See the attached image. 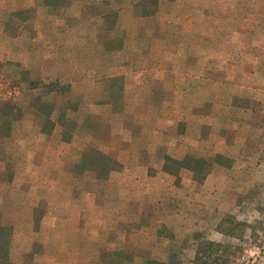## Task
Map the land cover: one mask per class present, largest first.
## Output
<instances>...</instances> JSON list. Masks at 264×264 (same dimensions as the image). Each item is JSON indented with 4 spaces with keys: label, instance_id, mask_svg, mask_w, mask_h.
Masks as SVG:
<instances>
[{
    "label": "crops",
    "instance_id": "obj_1",
    "mask_svg": "<svg viewBox=\"0 0 264 264\" xmlns=\"http://www.w3.org/2000/svg\"><path fill=\"white\" fill-rule=\"evenodd\" d=\"M124 4L115 9L110 0H0V33L11 43L9 54L0 52L4 64H14L26 73L39 71L41 67L43 73L71 74L68 83L72 89L84 87L73 77L78 78L82 73L101 74V87H105L106 79H117L118 89L125 94L120 101L111 100V106L124 105L122 111L115 107L109 115L94 111L75 113V121H69H74L71 132L62 129L60 134L61 138H72L79 130L76 123L81 120L99 119V129L105 123L110 145L104 153L116 154L121 167L111 171L104 183V199L100 200L99 194H85L89 208L85 207L84 200L74 205L77 219L72 227L61 220L70 216V210L52 209L51 203L43 210V223L36 229L30 225L19 228L15 225L13 229L0 225V231L8 228L10 233L4 243L0 238L1 249L7 252L9 248L7 255L0 254V264H211L209 254L203 256V261L195 262L200 242H214L212 246L224 249L227 239L236 237L219 227L223 219L232 215L253 218L259 214V202L264 201V49L258 48L260 44H253L250 64H243L241 60L236 65L232 85L241 91L232 93L228 103L234 114L237 113L228 120L233 130L227 123L224 130L212 128L211 132L210 128L202 132L201 126L196 132L200 142L218 140L214 156H220L221 160L213 164L202 183L194 180L191 171V178L183 180L184 169L177 177L164 172V158L183 160L187 152L182 146L189 143V137L196 131L190 122H204L210 119V114L204 111L193 114L187 105L180 109L177 101L168 105L167 96L154 91L157 85L162 83L163 88L168 84L163 80L159 64L136 66L139 80L127 79L132 70L119 58H127L132 49H137L129 47L128 35H136L132 38L137 40L140 51L134 52L135 56L146 60L150 51V57H158L157 49L142 45L145 39L148 38L147 43L152 40L150 32L160 26L156 20L161 4L158 12L150 16L148 12L141 14L146 7L140 1ZM116 32L118 36H114ZM137 32L144 34L137 35ZM198 35L203 40L207 37L206 33ZM20 56L23 59L19 60ZM206 67L203 64L201 72ZM205 71L208 78L202 77L203 86L223 89L228 86V72L223 64L207 67ZM211 73L220 74V79L212 81ZM188 81L182 82L183 88H194V82ZM134 87L139 89L137 98L131 92L127 95L128 88ZM248 89L249 95H243ZM244 97L249 101L243 105ZM92 102V108L98 105L96 108L101 109L106 104V100L98 98ZM133 102L138 103V111L129 108ZM50 120L54 121L51 117ZM64 121L67 122L66 117ZM174 121L183 123L181 130ZM13 122L12 118V127ZM12 127L6 138H13ZM49 132L42 130L45 135H50ZM95 132L97 124L93 123L87 133L94 137ZM3 166L0 158V187L4 183ZM8 178L10 183L7 182L14 184L15 172ZM2 196L1 192L0 204ZM33 208L31 213L38 211L39 206ZM57 216L59 226L52 224ZM11 247L20 251L10 256ZM103 250L111 252L109 260H103Z\"/></svg>",
    "mask_w": 264,
    "mask_h": 264
},
{
    "label": "rangeland",
    "instance_id": "obj_2",
    "mask_svg": "<svg viewBox=\"0 0 264 264\" xmlns=\"http://www.w3.org/2000/svg\"><path fill=\"white\" fill-rule=\"evenodd\" d=\"M110 1L114 2L115 9L124 2L140 1V4L144 3L146 7V10H141V14L149 12L148 16L158 12L159 4H161L160 13L157 15L159 18L157 17L156 20L160 26L152 33L150 32L152 40L147 43V38L142 45L143 48L153 47V49H157L158 57H150L148 55L150 51H147L146 60L135 56L133 53H138L140 50H137V40L132 38L136 35L132 34L131 36L128 35L127 43L131 44L129 45L130 48H137V51L132 49L131 55L119 59L125 61L126 66L129 65V69L132 70V72H128L127 78L131 81L139 80V74L134 67L161 65L163 80L168 84L162 88L161 83L157 85L154 91L166 95L168 105L177 101L180 109L187 105L186 108L192 109L193 114L200 111L210 114V119H206L204 122L199 120L190 122L191 128H195L196 131H193L189 137V143L183 144L182 149L187 152L186 156L213 159L216 157L214 151L219 146L218 140L215 141L213 138L207 143L200 142L196 137V132L201 126L202 132H207L210 128L211 132L212 128L213 131H218L219 128L227 129L228 120L233 119L231 116L237 114H234L235 110L230 108V104H228L231 101L232 93L241 91L232 85L234 72L237 69L236 65L241 60H243V64H250L253 44H260L258 48L264 49V44H261L264 43V0ZM200 33L207 34L205 40H203L202 35H198ZM136 34L142 36L144 32H137ZM175 34L179 35L175 37ZM118 35L116 32L114 36ZM145 35L147 37L146 33ZM22 44L26 48V42ZM10 46V41L4 39L0 33V52L9 54ZM139 47L141 46L139 45ZM20 59L23 57L20 56ZM0 63H3L0 65V158H3L4 165L2 171L4 183L0 187V193H3L0 204V210L2 209L0 211V225L11 226L12 229L15 228V225L17 228L30 225L32 229H36L43 223L45 217L43 210L47 209L51 203L50 208L52 209L67 207L70 210V216L61 217V220H66L69 223L67 226L72 227L77 219L74 205H79L84 200L85 207L89 208L88 196L85 197V194H99L100 200L104 199L106 193V184L104 183L107 181V178L98 179L93 171L78 170L77 166L82 162L84 153L88 148L98 149L97 151L100 150L99 152L105 154L104 151L107 150L110 142L106 137L108 129L104 125L105 123L102 122V128H98L99 119L78 121L76 124L79 130L76 128L78 132L72 138H61V131L64 129L71 132V127L74 126L75 113L86 114L88 111H94L100 112L102 115H109L110 110L115 107H120V111H122L124 105L111 106V100L115 98L120 101V98L125 95L124 90L120 91L118 89L120 87L119 81L112 78L106 79L108 81L105 87H101L99 85L103 82L101 74L82 73L78 78L73 77V79L80 81L84 87L72 89L73 86L68 83V80H71V74H56L47 71H44V74L41 67H38L39 71L34 70L26 73L21 72L20 67L14 64L12 66L7 62L4 64L2 58H0ZM219 63L227 69L228 86L225 89L218 86H203L202 77L208 78V74H206L208 72L205 71L207 67H214ZM203 64H206L207 67L204 72H201ZM91 75L94 77L92 78ZM210 77L212 81H217L221 75L211 73ZM247 78V83H249L250 78L248 76ZM184 80L194 82L195 87L183 88L181 84ZM174 84L178 87L172 88ZM109 87L111 88L109 89ZM249 91L248 89L243 95H249ZM129 92L132 95L136 94L134 98H137L139 89L128 88V96H130ZM91 93L95 97L92 95L88 98L87 96ZM93 98L106 100L105 106H102L101 109L96 108L98 105L92 108ZM246 101L249 99L244 97L242 99L243 105L246 104ZM248 106L250 109V105ZM129 108L131 111L140 109L138 103L134 102L129 105ZM60 113H62L61 119H59ZM50 117L56 121V124L50 120ZM65 117L67 122L64 121ZM12 118L14 119L13 127L9 120L12 121ZM153 118L150 121L151 124L155 120V117ZM70 120L74 121L69 122ZM63 121L65 124L61 125ZM174 122L178 130L184 126L181 121ZM93 123L97 124V132H95L94 137H90L87 131ZM228 124L230 130H233V125ZM80 125H82V130ZM11 127L13 128L11 133H14V136L12 139L6 138L8 137L6 132L8 131L7 134H9ZM42 130L43 132L51 131L49 132L51 134L45 135ZM105 155L111 156L117 161L116 154ZM168 157L170 158V156L164 158L163 165V170L166 173H169L165 170ZM79 159H81L80 163H78ZM173 160L179 159L173 158ZM184 170L180 171H184L181 177L183 180H188L192 175H190V170ZM12 172H15L14 184H9L10 178L8 177ZM170 175L173 174L170 173ZM113 190L116 191L115 188ZM34 205H38L39 209L31 213ZM259 208L257 217L248 218V216L232 215L224 218L219 227L229 235L234 234L236 238L227 239L228 242L223 245L224 249L212 246L215 245L214 242H200L201 259L203 260V256L209 254L212 259L211 264H224V262L227 264H244L254 259L257 260L256 264H264V201L259 202ZM55 218L52 224L59 226L60 218L58 216ZM7 229L4 228L0 231V238L4 240L2 243L8 240L10 236ZM2 251L7 255L9 248L6 252L2 247ZM19 251L11 247L10 256L16 255ZM110 255V251H102L104 261L109 260Z\"/></svg>",
    "mask_w": 264,
    "mask_h": 264
},
{
    "label": "trees",
    "instance_id": "obj_3",
    "mask_svg": "<svg viewBox=\"0 0 264 264\" xmlns=\"http://www.w3.org/2000/svg\"><path fill=\"white\" fill-rule=\"evenodd\" d=\"M149 13V12H148ZM10 123L12 122L11 119ZM9 123V125H10ZM8 131L6 132L7 135ZM220 156L213 159L195 158L193 156H186L183 160H173L167 158L165 170L171 174L178 175L182 169H188L193 173V178L196 182L202 183L206 176L212 171L213 164L219 163ZM120 164L113 159V157L105 155L95 149L88 148L84 153L82 162L77 166L78 170H90L96 173L98 179H106L113 170H117ZM3 253L0 246V254ZM201 251L195 259L196 263L203 261L201 259ZM201 264H209L207 262H200ZM152 264V262L150 263Z\"/></svg>",
    "mask_w": 264,
    "mask_h": 264
},
{
    "label": "built area",
    "instance_id": "obj_4",
    "mask_svg": "<svg viewBox=\"0 0 264 264\" xmlns=\"http://www.w3.org/2000/svg\"><path fill=\"white\" fill-rule=\"evenodd\" d=\"M257 263V260L256 259H254V260H249V261H247V262H245L244 264H256Z\"/></svg>",
    "mask_w": 264,
    "mask_h": 264
}]
</instances>
